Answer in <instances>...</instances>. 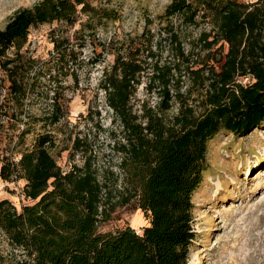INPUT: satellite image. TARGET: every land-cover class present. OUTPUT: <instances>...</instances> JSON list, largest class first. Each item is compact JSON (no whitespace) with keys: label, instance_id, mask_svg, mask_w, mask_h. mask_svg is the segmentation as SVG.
Listing matches in <instances>:
<instances>
[{"label":"trees","instance_id":"obj_1","mask_svg":"<svg viewBox=\"0 0 264 264\" xmlns=\"http://www.w3.org/2000/svg\"><path fill=\"white\" fill-rule=\"evenodd\" d=\"M108 2L39 0L15 10L0 30V70L9 83L6 125L22 126L12 151L34 126H54L64 117L60 78L77 58L69 40L54 34L51 54L37 65L25 49L30 29L56 22L73 27L83 15L86 20L74 31L83 40L76 42L81 49L84 37L119 19ZM176 17L185 25L198 18L209 21L210 31L197 40L206 52L204 62H191L192 50L185 51L173 26ZM155 20L171 43L170 62L156 55L159 49L144 25L141 40L113 52V64L102 69L99 83L122 132L115 148L133 190L129 197L136 198L147 225L141 234L130 227L99 232L111 203L108 185L92 169L86 139L75 137L72 145L73 155L88 152L83 165L63 172L50 153L54 140L45 131L35 135L31 149L17 151V162L10 157L0 167L1 180L15 176L26 181L23 195L33 203L18 212L0 199V233L21 253L15 264H186L194 240L192 196L208 167V142L219 133L246 137L264 122V0H171ZM182 73L188 81L185 95L195 96L194 105L182 102ZM145 74L147 89L158 92L159 105L136 115L130 101ZM70 75L76 77L73 71ZM243 77L252 82H237ZM44 90L52 94L48 114L31 113V99ZM172 97L178 110L167 121ZM4 124L0 115V129Z\"/></svg>","mask_w":264,"mask_h":264},{"label":"rangeland","instance_id":"obj_2","mask_svg":"<svg viewBox=\"0 0 264 264\" xmlns=\"http://www.w3.org/2000/svg\"><path fill=\"white\" fill-rule=\"evenodd\" d=\"M38 1L0 0V30L15 10L31 7ZM170 1L109 0L107 7L115 9L119 19L104 28H97L94 36L84 37V47L81 49L76 42L83 43V40H77L74 31L79 29V23L86 20L83 15L78 17L73 27L56 22L30 29L25 49L38 62L37 65L46 61L51 54L54 34L69 40L77 58L69 65V74L60 78L59 103L65 112L64 117L54 126L42 127V123L34 126L32 133L13 151L22 126L10 128L6 125L10 115L5 114L9 106V83L0 70V115L5 123L0 129V167L10 157L17 162L20 158L17 151L31 149L35 135L48 131L55 143L50 153L61 171L67 172L73 165L82 166L88 155V152L86 156L81 152L73 155L74 138L86 139V148L93 157L92 169L97 180L108 185L107 197L111 203L108 216L106 219L101 217L104 221L98 224L101 233L130 227L141 234L142 228L147 225L137 208L136 198L129 197L133 190L125 182L120 168L121 156L116 151L115 143L122 142V132L106 105L104 91L99 84L102 69L113 64L115 50L130 44L131 40H141L139 37L144 25L153 35V44H157L159 52L156 55L161 61L170 62L168 51L172 49L171 43L164 32L159 33L163 25L158 26L155 20ZM238 1L248 4L257 0ZM98 3L92 1L93 5ZM172 22L185 51L192 50L191 62H204L206 52L202 51L197 40L200 33L210 31L209 21L198 18L195 24L185 25L176 17ZM212 64L209 62V65ZM72 71L76 77L70 75ZM147 79L145 74L130 101L136 115H140L145 108L155 110L159 105L158 92L147 89ZM180 81V94L185 95L188 81L183 73ZM237 82L247 85L252 81L243 77ZM171 89L174 95L175 89ZM41 93L43 96L31 99L30 112L36 115L49 112L52 94L45 90ZM194 97L193 94L185 95L182 102L194 105ZM170 103V108L165 112L167 121L175 117L178 110L173 97ZM206 159L208 167L203 181L192 196L194 240L186 264H264V122L243 138L219 133L208 142ZM25 184L23 178L15 182L0 178V199L8 200L18 212L22 207L33 204L23 195ZM19 259L21 253L12 249L0 233V264H15Z\"/></svg>","mask_w":264,"mask_h":264},{"label":"built area","instance_id":"obj_3","mask_svg":"<svg viewBox=\"0 0 264 264\" xmlns=\"http://www.w3.org/2000/svg\"><path fill=\"white\" fill-rule=\"evenodd\" d=\"M18 179H16L15 178V176H13V178H12V182H15V181H17Z\"/></svg>","mask_w":264,"mask_h":264}]
</instances>
